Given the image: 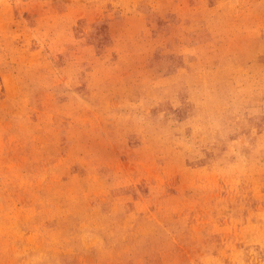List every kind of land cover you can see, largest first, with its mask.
<instances>
[{"label":"rangeland","instance_id":"1","mask_svg":"<svg viewBox=\"0 0 264 264\" xmlns=\"http://www.w3.org/2000/svg\"><path fill=\"white\" fill-rule=\"evenodd\" d=\"M0 264H264V0H0Z\"/></svg>","mask_w":264,"mask_h":264}]
</instances>
